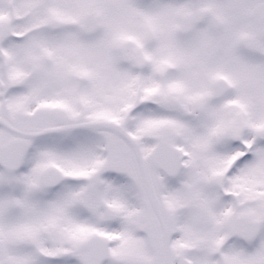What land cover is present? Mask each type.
<instances>
[{
  "label": "snow or ice",
  "instance_id": "1",
  "mask_svg": "<svg viewBox=\"0 0 264 264\" xmlns=\"http://www.w3.org/2000/svg\"><path fill=\"white\" fill-rule=\"evenodd\" d=\"M0 264H264V0H0Z\"/></svg>",
  "mask_w": 264,
  "mask_h": 264
}]
</instances>
